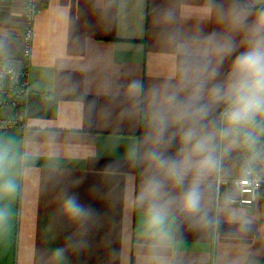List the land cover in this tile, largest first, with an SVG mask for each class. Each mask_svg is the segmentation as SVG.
Masks as SVG:
<instances>
[{
  "label": "crops",
  "instance_id": "1",
  "mask_svg": "<svg viewBox=\"0 0 264 264\" xmlns=\"http://www.w3.org/2000/svg\"><path fill=\"white\" fill-rule=\"evenodd\" d=\"M36 1L28 93L0 107L3 179L15 184L0 198V264H261L264 190L240 205L234 185L216 189L218 176L254 166L239 138L253 125L222 137L227 105L211 90L249 50L264 0ZM23 2L0 0V58L11 63ZM189 129L213 137L219 160L199 179L197 212L183 206L195 169L177 183L161 164L199 159ZM150 179L159 195L142 201ZM70 197L84 214L69 213ZM151 203L164 206L162 230L147 224Z\"/></svg>",
  "mask_w": 264,
  "mask_h": 264
},
{
  "label": "clouds",
  "instance_id": "2",
  "mask_svg": "<svg viewBox=\"0 0 264 264\" xmlns=\"http://www.w3.org/2000/svg\"><path fill=\"white\" fill-rule=\"evenodd\" d=\"M250 44L249 50L236 58L228 84L226 86L216 85L211 90L214 102H223L227 105L223 114L226 127L221 133L222 137H228L238 130L252 126L258 118L264 120V17H261ZM203 111L200 109L201 113ZM182 139L186 144L192 145V154L199 159L193 161L190 157H186L179 163L161 161V164L166 165L168 175L174 178L177 183L183 181L185 174L190 169H195L197 180L184 193L183 206L189 212H197L201 206L199 179L215 171L219 160L216 156V146L212 136L200 135L195 129H189L184 132ZM249 140H251V136L246 135V141ZM152 156L154 159H160L156 153H152ZM7 158V152L0 148V198L12 194L15 190L13 181L3 179V166ZM160 188L159 181L150 179L146 182L140 199L143 201L157 197ZM66 205L67 210L73 216L82 215L86 211L72 197L67 200ZM7 214V210L0 207V223L6 219ZM147 215V224L150 228L163 229L165 222L163 205L151 203Z\"/></svg>",
  "mask_w": 264,
  "mask_h": 264
},
{
  "label": "built area",
  "instance_id": "3",
  "mask_svg": "<svg viewBox=\"0 0 264 264\" xmlns=\"http://www.w3.org/2000/svg\"><path fill=\"white\" fill-rule=\"evenodd\" d=\"M24 21L20 32L22 47L17 54L16 63L0 58V107H20L28 93V65L32 39L33 16L40 6L36 0H24ZM225 110H223L224 114ZM7 124L0 120V126ZM222 185H234L237 196L233 201L240 205H250L259 193L264 190V174L252 165H247L244 173L237 178L218 176L216 180L217 193ZM264 264V258L262 263Z\"/></svg>",
  "mask_w": 264,
  "mask_h": 264
},
{
  "label": "trees",
  "instance_id": "4",
  "mask_svg": "<svg viewBox=\"0 0 264 264\" xmlns=\"http://www.w3.org/2000/svg\"><path fill=\"white\" fill-rule=\"evenodd\" d=\"M250 136L251 140L249 141H246V136H240L239 138L245 151L250 148L253 149L255 154L254 162L261 166L262 170L259 171L264 174V120L257 119L256 123L253 124V132Z\"/></svg>",
  "mask_w": 264,
  "mask_h": 264
},
{
  "label": "rangeland",
  "instance_id": "5",
  "mask_svg": "<svg viewBox=\"0 0 264 264\" xmlns=\"http://www.w3.org/2000/svg\"><path fill=\"white\" fill-rule=\"evenodd\" d=\"M253 165H254L255 167H257V166H258V167H259V170H262L261 166H260L258 163H255V162H254V164H253Z\"/></svg>",
  "mask_w": 264,
  "mask_h": 264
}]
</instances>
